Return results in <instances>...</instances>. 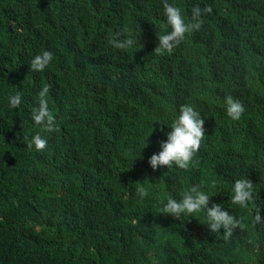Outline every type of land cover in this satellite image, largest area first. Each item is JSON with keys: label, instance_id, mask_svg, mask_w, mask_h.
Masks as SVG:
<instances>
[{"label": "trees", "instance_id": "1", "mask_svg": "<svg viewBox=\"0 0 264 264\" xmlns=\"http://www.w3.org/2000/svg\"><path fill=\"white\" fill-rule=\"evenodd\" d=\"M169 3L186 22L194 6L212 12L160 56L161 0H0V264H264V0ZM124 29L135 44L120 51L108 41ZM43 51L53 61L31 71ZM44 85L53 132L31 118ZM225 94L244 104L239 121ZM185 103L204 120L201 147L187 170L153 171ZM35 134L45 150L27 148ZM242 177L254 184L245 208L230 202ZM193 185L241 219L228 241L204 211L160 212Z\"/></svg>", "mask_w": 264, "mask_h": 264}, {"label": "clouds", "instance_id": "2", "mask_svg": "<svg viewBox=\"0 0 264 264\" xmlns=\"http://www.w3.org/2000/svg\"><path fill=\"white\" fill-rule=\"evenodd\" d=\"M162 13L166 18V24L170 31L158 36V45L154 49L156 55H171L174 50L183 42L187 33L199 30L202 27L201 19L203 14H211V6L201 9L198 5L191 10V22H186L182 10L169 3V0H161ZM126 37V38H121ZM108 43L117 50L127 51L132 48L135 41L131 38L127 29L117 33L116 38L110 39ZM54 54L51 51H43L35 55L30 61V70L43 72L53 61ZM51 85H44L38 93V107L32 110L31 118L35 125L43 126L47 132L56 131V118L49 109L48 95ZM22 103L20 93L8 97V105L11 109H17ZM226 116L232 121H239L245 112L244 104L231 94L223 97ZM171 131L167 133L166 141L161 142L160 151L154 153L148 160L153 171L158 168L173 166L187 170L194 156L201 147L202 139L205 136L204 120L201 118L193 105L185 103L179 107V115L171 123ZM27 141V148H35L36 151L46 149L47 140L40 134H35ZM253 183L251 180L242 177L236 179L230 196L231 204L239 208L248 207L253 199ZM136 195L143 199L148 195V190L139 186L136 188ZM211 197L202 190L200 185H193L190 190L182 193V198L177 200L172 197L167 199L166 204L160 212L181 220L184 216L191 217L193 214L206 212V225L210 233H219L223 229V239L228 241L234 234V230L241 228L242 221L228 211L222 210V205L212 203L209 207ZM261 209L257 208L254 220L257 224H264L260 215ZM152 264H156L153 260Z\"/></svg>", "mask_w": 264, "mask_h": 264}]
</instances>
